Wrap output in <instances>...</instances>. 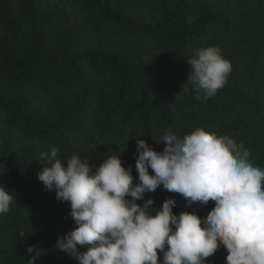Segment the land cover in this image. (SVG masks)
Listing matches in <instances>:
<instances>
[{
  "label": "trees",
  "instance_id": "obj_1",
  "mask_svg": "<svg viewBox=\"0 0 264 264\" xmlns=\"http://www.w3.org/2000/svg\"><path fill=\"white\" fill-rule=\"evenodd\" d=\"M205 46L232 65L206 102L187 81V59ZM168 128L227 135L264 168V0H0V187L13 196L0 214V264H78L55 247L76 225L37 178L41 153L55 147L65 165L77 155L92 172L120 156L136 184L137 139L161 152ZM167 198L174 214L202 220L214 206L162 186L136 203L152 199L154 214ZM226 255L221 247L206 264Z\"/></svg>",
  "mask_w": 264,
  "mask_h": 264
},
{
  "label": "clouds",
  "instance_id": "obj_2",
  "mask_svg": "<svg viewBox=\"0 0 264 264\" xmlns=\"http://www.w3.org/2000/svg\"><path fill=\"white\" fill-rule=\"evenodd\" d=\"M187 64V81L195 98L204 102L225 86L232 71L219 46L196 49ZM162 141L163 151L157 152L137 139L136 184L131 166L125 169L120 156H107L92 172L77 155L65 165L57 148L41 153L45 166L37 178L46 190H55L57 200L70 205L76 225L55 247L78 264H206L221 247L227 252L225 264H264V168L250 163V151L203 128L182 137L168 128ZM160 186L180 194L189 206L209 201L214 206L202 220L192 212L174 214L172 198L154 214L152 199L136 203ZM12 202L13 196L0 187V214Z\"/></svg>",
  "mask_w": 264,
  "mask_h": 264
}]
</instances>
